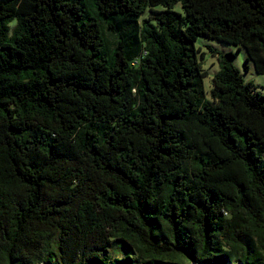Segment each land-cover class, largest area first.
Returning <instances> with one entry per match:
<instances>
[{
    "label": "trees",
    "instance_id": "obj_1",
    "mask_svg": "<svg viewBox=\"0 0 264 264\" xmlns=\"http://www.w3.org/2000/svg\"><path fill=\"white\" fill-rule=\"evenodd\" d=\"M198 37L264 75V0H0V264H264V94Z\"/></svg>",
    "mask_w": 264,
    "mask_h": 264
},
{
    "label": "rangeland",
    "instance_id": "obj_2",
    "mask_svg": "<svg viewBox=\"0 0 264 264\" xmlns=\"http://www.w3.org/2000/svg\"><path fill=\"white\" fill-rule=\"evenodd\" d=\"M174 10L182 13L183 8L181 3H177L174 6ZM196 46L201 48L199 56L202 52L204 53V57L200 56L199 58L202 61L204 69L208 71V76L205 78V88L207 91L211 90L213 76L220 70L219 61L212 52V50H217L221 52L232 51L235 55L234 64L241 71L245 81L252 82L256 90L264 94V75L259 74L255 70L254 64L251 60H249L248 63L246 62L248 55L244 47H240V50H238L237 46L205 37H198ZM246 66H248V68H246ZM121 253V251L116 252L114 256L120 255ZM189 264H193V262H190ZM232 264H238V262Z\"/></svg>",
    "mask_w": 264,
    "mask_h": 264
},
{
    "label": "water",
    "instance_id": "obj_3",
    "mask_svg": "<svg viewBox=\"0 0 264 264\" xmlns=\"http://www.w3.org/2000/svg\"><path fill=\"white\" fill-rule=\"evenodd\" d=\"M193 264H207V263L193 262ZM208 264H222V263H208ZM227 264H232V263H227ZM238 264H243V263L238 262Z\"/></svg>",
    "mask_w": 264,
    "mask_h": 264
}]
</instances>
